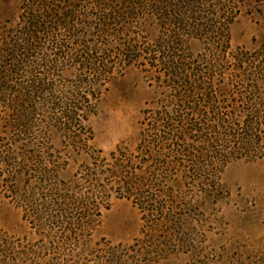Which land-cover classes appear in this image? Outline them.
I'll use <instances>...</instances> for the list:
<instances>
[{"label": "trees", "instance_id": "1", "mask_svg": "<svg viewBox=\"0 0 264 264\" xmlns=\"http://www.w3.org/2000/svg\"><path fill=\"white\" fill-rule=\"evenodd\" d=\"M11 2L0 0V191L52 249L87 244L122 198L143 230L175 240L190 213L218 201L228 163L263 154L264 38L231 45L233 0H20L16 14ZM123 66L144 68L157 90L136 146L98 150L62 176L69 161L56 147L85 149L86 122ZM4 236L0 247L21 257Z\"/></svg>", "mask_w": 264, "mask_h": 264}, {"label": "rangeland", "instance_id": "2", "mask_svg": "<svg viewBox=\"0 0 264 264\" xmlns=\"http://www.w3.org/2000/svg\"><path fill=\"white\" fill-rule=\"evenodd\" d=\"M11 1V14H16L20 0ZM233 3L232 8L235 5L236 9L230 24L231 45L246 48L258 45L264 38V0H233ZM190 47L199 53L203 44L195 40ZM115 74L105 85L96 113L86 122L93 136L85 149L72 150L60 142L61 147H56L61 150V158L69 161L62 176H71L81 164L91 161L90 157L98 150L107 155L117 146H136L143 112L157 96L156 86L147 79L144 68L117 67ZM65 78L69 84L78 79L72 70L65 73ZM262 143L264 147V135ZM262 153L255 160L228 163L220 174L223 192L218 201L190 213L189 229L174 236L175 240L164 238L158 230H143L140 211L131 200L122 198L112 199L87 244L52 249L55 244H51V238L43 239L29 228L21 209L0 191V229L7 240L20 245L16 251L22 252L19 257L0 247V264H52V259L57 264H264V148ZM137 241L147 245H139ZM149 241L156 246L149 247ZM152 249L159 251L151 253ZM40 258L46 262L40 263Z\"/></svg>", "mask_w": 264, "mask_h": 264}]
</instances>
